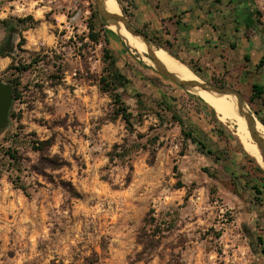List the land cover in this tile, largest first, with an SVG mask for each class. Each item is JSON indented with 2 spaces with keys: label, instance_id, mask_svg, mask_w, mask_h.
Masks as SVG:
<instances>
[{
  "label": "rangeland",
  "instance_id": "1",
  "mask_svg": "<svg viewBox=\"0 0 264 264\" xmlns=\"http://www.w3.org/2000/svg\"><path fill=\"white\" fill-rule=\"evenodd\" d=\"M87 1L89 15L70 20L43 0L47 9L35 13V28L21 32L25 42L13 61H0V82L20 78V96L0 131V264H264V154L260 162L248 155L216 113L221 125L213 121V129L223 134L212 131L199 97L156 73L113 32L109 45L103 37L92 42L96 6ZM257 1L264 36V0ZM108 49L129 80L118 91L121 100L140 115L131 129L113 120L112 101L100 90ZM17 64L27 70L18 74ZM200 78L223 83L248 103L252 82L264 84V70L259 77ZM163 96L175 100L188 128L204 132L220 161L183 138L160 111ZM252 106L263 109L258 101ZM154 135L153 155L138 149ZM45 141L43 150L33 148ZM115 145L129 150V161H109ZM151 218L155 223L145 225ZM144 227L162 236L153 249L138 244Z\"/></svg>",
  "mask_w": 264,
  "mask_h": 264
},
{
  "label": "crops",
  "instance_id": "2",
  "mask_svg": "<svg viewBox=\"0 0 264 264\" xmlns=\"http://www.w3.org/2000/svg\"><path fill=\"white\" fill-rule=\"evenodd\" d=\"M43 0H0V20L35 17ZM117 2V1H116ZM257 0H118L134 28L163 43L193 74L259 77L256 65L264 55V36L256 13ZM47 9V8H46ZM49 11V9H48ZM40 19V18H37ZM253 20L251 30L246 22ZM146 33V34H147ZM145 34V35H146ZM1 35L0 41L3 39ZM6 65V58L0 59ZM264 86L260 80L253 81ZM251 84V85H252ZM260 103V102H259Z\"/></svg>",
  "mask_w": 264,
  "mask_h": 264
},
{
  "label": "trees",
  "instance_id": "3",
  "mask_svg": "<svg viewBox=\"0 0 264 264\" xmlns=\"http://www.w3.org/2000/svg\"><path fill=\"white\" fill-rule=\"evenodd\" d=\"M118 2V0H116ZM122 14L124 17H126L129 20L128 15L126 12L121 9ZM258 13H256V17L258 16ZM91 20L89 21L88 28H89V38L92 42L98 43L100 37L104 38V41L109 45L108 36H115L110 30H107L105 28V24L102 21V19L97 15L96 9L93 10L91 15ZM93 20H96L98 24L100 25V29L96 31V23L93 22ZM254 21L248 20L246 22V31L251 30V25ZM39 24V21H35L32 16H26L23 18H14L10 17L8 19L0 20V26L3 28L4 31V37L0 41V59L8 58L13 61L12 55L13 53L20 49L24 45V38L21 36V32H24L28 29H33ZM138 30V29H137ZM140 31V30H139ZM143 33V31H140ZM145 34V33H143ZM16 37H19L20 40L17 42ZM157 47L163 48L167 51L166 46L158 42L156 38H150ZM168 52V51H167ZM169 53V52H168ZM170 54V53H169ZM104 60L107 63L106 71L104 76L100 77V90L103 93H106L109 98L112 101L113 105V120H116L118 118H121V120L128 126L130 129L133 126V123H140V115H133L131 112H129L128 107L124 104V102L121 100V94L118 92L120 89L124 90V88L129 84V80L121 74L118 69L116 68V62L114 60V57L110 53V49L106 50L104 52ZM13 64H10V66L7 67V69H11ZM190 70H194L195 68L190 65H186ZM18 74H22L27 70V66L22 64H17L16 67L13 68ZM257 70H264V57H262L258 64L256 65ZM12 90H13V101H16L19 98V86H20V78L17 76L12 81L9 82ZM214 85L225 87V85L219 81H213ZM196 100L201 102L203 108L206 110L207 114L206 117H210V120H208V125L213 129V121L215 124L221 125V123L216 119L214 110L208 106L206 103L203 102V100L194 97ZM201 98V97H200ZM171 101L173 103L175 100H173L170 97L163 96L159 101L160 111L162 113H168L170 115V120L173 123H176L180 126V132L183 138L186 141H189L191 144L196 146L197 152L200 153L203 156L210 157L214 163L217 161H220V156L217 154L215 150L212 149V146L210 143L208 144L206 142V136L204 135V132H201V134H197L195 132L196 128H188V124H185L184 119L178 114V112L175 110V108L172 106ZM255 101L260 102L262 104V107L264 109V86L259 85L257 83H254L251 85V92L250 97L248 100V103L250 104L252 108V112L254 115L259 119V122L264 126V112L262 113V110H259L257 108H254L252 105L255 103ZM158 113V112H157ZM260 113H262V117H260ZM191 125V124H190ZM192 126V125H191ZM210 129V128H209ZM2 131V129L0 130ZM212 131H216L219 135H222L223 132L216 129H213ZM202 135V136H201ZM207 135V133H206ZM218 135V136H219ZM221 137V136H220ZM139 139H142L143 136L138 135ZM159 140L158 135L154 136H148L143 144L138 145V149L143 150H149L151 155L155 153L156 145ZM40 147H33L36 151H41L45 147H48L50 145L49 141L41 142L38 144ZM113 152L108 154L109 161L112 162L115 159H122L123 161H129L130 160V152L128 149H123L120 153V147L115 145L113 147ZM119 149V150H118ZM6 156L10 161H13L14 163H18V159L16 157L15 151L8 150L6 152ZM247 156V154H246ZM248 157V156H247ZM252 159V158H250ZM56 167V166H53ZM58 167V166H57ZM16 171H18L16 169ZM207 175L212 176L209 174L207 170H203ZM181 187V186H180ZM256 192H259V188L256 186L253 188ZM145 225H150L151 223H155V220L153 218L150 219L149 222L147 220L144 221ZM167 228L172 229L171 225H168ZM162 238L159 231L154 230H146L145 227L142 229L138 236V244L146 247L150 246V249H153L158 243V240Z\"/></svg>",
  "mask_w": 264,
  "mask_h": 264
},
{
  "label": "water",
  "instance_id": "4",
  "mask_svg": "<svg viewBox=\"0 0 264 264\" xmlns=\"http://www.w3.org/2000/svg\"><path fill=\"white\" fill-rule=\"evenodd\" d=\"M94 2L96 6L97 15L102 19L107 29H108L107 27L108 25H113V26H118V27L121 26L124 28L126 32H128L131 36L138 38L146 46V48L148 49V54L146 55L149 60V66L156 73L163 76L164 78H166L168 81H170L174 85L180 87L181 89L189 93L195 94L196 96L198 95L195 92H193L192 89L197 88L201 91L216 94L219 96L233 97L236 102L238 114L245 121L252 141L258 147L260 154H264V139L261 138L253 130V123L254 121H258V120L255 118L254 113H252V111L250 110L248 106V103L246 102V100L244 99V97L242 96L240 92L234 89H231V88H223V87L215 86L213 84L204 82L202 78L193 74L192 72L191 73L197 79H199V82L186 81V80L179 79L176 75L170 73L153 55L149 53L151 51V48L158 49V47L147 35L141 33L139 30L134 28L133 25L129 22V20L123 16L121 11H120V14H113L107 11L105 0H94ZM121 41L124 43L122 39ZM125 46L126 48L130 49L126 44ZM12 101H13V90H12L11 85L0 82V130L6 128L8 125V114H9V110L12 105Z\"/></svg>",
  "mask_w": 264,
  "mask_h": 264
},
{
  "label": "bare ground",
  "instance_id": "5",
  "mask_svg": "<svg viewBox=\"0 0 264 264\" xmlns=\"http://www.w3.org/2000/svg\"><path fill=\"white\" fill-rule=\"evenodd\" d=\"M105 5L108 12L120 14V9L116 0H105ZM107 27L115 35L119 36L133 52L141 56L143 60L149 62L148 58L144 56L145 54H148V49L138 38L131 36L121 26L108 25ZM149 53L153 55L170 73L176 75L179 79L199 82V79L191 73L189 68L181 64L163 48H151ZM192 91L201 97V99L214 110L220 121L230 124L235 129V134L244 151L260 162L262 154H260L258 147L252 141L245 121L238 114L235 99L230 96H219L201 91L197 88L192 89ZM253 130L264 139V127L258 121H254Z\"/></svg>",
  "mask_w": 264,
  "mask_h": 264
},
{
  "label": "built area",
  "instance_id": "6",
  "mask_svg": "<svg viewBox=\"0 0 264 264\" xmlns=\"http://www.w3.org/2000/svg\"><path fill=\"white\" fill-rule=\"evenodd\" d=\"M47 2L58 16H62L65 19L76 20L81 16L86 17L90 13L87 0H47Z\"/></svg>",
  "mask_w": 264,
  "mask_h": 264
}]
</instances>
